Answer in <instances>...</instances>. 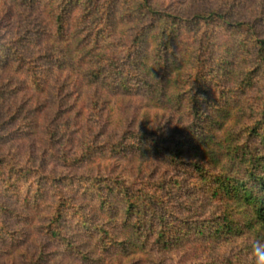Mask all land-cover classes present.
Wrapping results in <instances>:
<instances>
[{
  "label": "trees",
  "instance_id": "trees-1",
  "mask_svg": "<svg viewBox=\"0 0 264 264\" xmlns=\"http://www.w3.org/2000/svg\"><path fill=\"white\" fill-rule=\"evenodd\" d=\"M250 1L188 17L156 0H0L9 13L0 39V249L30 235L12 226L18 220L35 233V264L58 253L81 264L151 258L194 243L212 254L194 264H255L251 246L264 240V7ZM117 22L131 25L121 50ZM73 93L96 111L108 97H137L177 122L170 134L141 119L118 136L90 135L92 117L83 119L87 107ZM49 97L57 105L43 123ZM70 127L82 148L56 154ZM220 244L231 245L222 260Z\"/></svg>",
  "mask_w": 264,
  "mask_h": 264
},
{
  "label": "rangeland",
  "instance_id": "rangeland-1",
  "mask_svg": "<svg viewBox=\"0 0 264 264\" xmlns=\"http://www.w3.org/2000/svg\"><path fill=\"white\" fill-rule=\"evenodd\" d=\"M161 2L162 5L169 6L170 8H174L180 12L183 16H190L196 12V10L200 9H207L209 7H216L224 5V0H156ZM252 6L257 8L258 10L261 7H264V0H251L250 1ZM9 13L7 11V6L4 3L0 2V39H2L9 26ZM131 25L125 22H117L115 24V36L114 41L116 43V47L118 50L121 46L122 42H126L128 45L132 41L131 35ZM262 34H264V26H261ZM131 36V37H130ZM76 94L78 96L85 97L84 89L76 88ZM73 93L72 101L79 100L78 107H87L86 111L83 109L81 110L82 114H84L83 119L88 122V117H92V121L89 122L93 126V130L89 131L90 135L93 132H104L105 135H113L114 133L120 135L124 128H133L136 125L140 124L139 120L143 119L146 122V125H153L152 130H154L155 134H159L160 130L167 129L166 134H170L175 127V122H177L178 116L176 119L170 116L169 113H164L162 110L152 109V108H143L142 102L140 98L133 97V96H121L116 95L113 97H108L109 104L103 110L91 106L88 102H91V99L85 104V101L81 99H75ZM80 96V97H81ZM24 98L20 99L21 101H33L34 95H24ZM38 98V97H35ZM44 101V106L46 110H44V115L40 117L41 121L46 122L50 121V119L54 116V111L57 105V101L52 98L42 99ZM97 112L98 118L95 116ZM99 113V115H98ZM145 116V118H144ZM101 117V118H100ZM73 123H77L75 121H69V125H73ZM171 125V126H170ZM172 128V129H171ZM67 132L61 139V143L58 144L57 148H55V153L59 154L60 150L68 148L69 151H73L75 149H81L82 145V134L79 133V130H76V127L67 128ZM116 130V132H112ZM151 130V131H152ZM41 138L37 139H27L24 141L23 146L28 149L29 146L33 145L36 141L39 145L42 143ZM37 145V146H39ZM30 149V148H29ZM56 156V155H55ZM58 159V157L56 158ZM141 163L144 162L145 159H142ZM58 166V164H57ZM22 212V211H21ZM24 214V213H22ZM27 214V213H26ZM40 215V214H39ZM37 217L34 218V224L37 223ZM33 224V225H34ZM12 226L18 230V232L25 233L29 232V236L25 238L24 241L17 243L16 246L10 248L9 250H1L0 249V264H35L33 261V251L35 250L36 243L34 241L33 235H35L31 227L24 226V224H20L17 221L12 222ZM30 229L32 231H30ZM21 230V231H20ZM27 230V231H26ZM27 232V233H28ZM228 247L225 244H220L216 247V255L220 260L222 257L226 255L229 251ZM208 247H203L201 243H194V244H186L183 247H179L171 253L165 254V256H152L146 257L139 253H133L130 256H113L110 258H106L101 264H194L196 261L202 258L210 257L211 249ZM60 253H58L57 258H51L52 261L43 262V264H81L76 262L75 260H68L66 258L60 257ZM32 256V258H31ZM212 258V257H211ZM213 259V258H212ZM216 258H214L215 260Z\"/></svg>",
  "mask_w": 264,
  "mask_h": 264
},
{
  "label": "clouds",
  "instance_id": "clouds-1",
  "mask_svg": "<svg viewBox=\"0 0 264 264\" xmlns=\"http://www.w3.org/2000/svg\"><path fill=\"white\" fill-rule=\"evenodd\" d=\"M250 255L254 258L255 264H264V240L253 242Z\"/></svg>",
  "mask_w": 264,
  "mask_h": 264
}]
</instances>
